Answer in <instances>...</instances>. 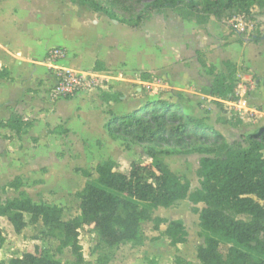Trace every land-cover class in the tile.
I'll list each match as a JSON object with an SVG mask.
<instances>
[{"label":"trees","instance_id":"1","mask_svg":"<svg viewBox=\"0 0 264 264\" xmlns=\"http://www.w3.org/2000/svg\"><path fill=\"white\" fill-rule=\"evenodd\" d=\"M102 13L110 20L130 28H137L153 11L171 10L182 18L193 17L198 24L210 17L218 22L225 20L231 31H236L235 16L251 18L254 7L263 8L264 0H71ZM258 43L264 34L252 35ZM206 73L212 75L210 94L216 98L234 100L237 82V65L227 60L226 72H216L213 65L198 58ZM96 61L94 68H98ZM150 74L140 71L138 78L150 79ZM0 77H9L6 68H0ZM68 98L70 96H63ZM102 101H119V95L100 91ZM103 125L108 136L120 140L123 149L130 145L144 148L149 163L131 161L125 173L117 169L112 159L95 166L97 178L76 169L87 178L75 196L79 212L64 220L63 207L57 204L35 202L19 190L12 198H0V217H4L15 233L28 225L41 221L48 234L58 240V249L69 248L74 255L71 264H88L79 243V229L92 227L97 237L94 246L98 253L97 264H107L111 250L122 243L142 245L146 240L142 224L152 221L154 229L165 224L163 235L175 247L187 240L182 219L165 220L152 217L158 207H172L187 199L198 214L199 236L202 244L196 247L199 264H264V123L245 136V147H234L225 141L203 118L183 112L178 104L165 99L148 101L124 114L107 111ZM32 120L11 114L0 126L14 130L18 138L31 126ZM198 153L196 175L199 187L190 191L187 179L172 172L159 155H184ZM6 186L18 190L21 178L16 176ZM202 203L198 209L195 205ZM27 216V218H26ZM243 216V217H242ZM5 235L0 227V248ZM227 245L223 254L219 246ZM0 264H6L0 260ZM7 264H62L39 246L11 257ZM147 264H154L153 261ZM166 264H194L177 256Z\"/></svg>","mask_w":264,"mask_h":264},{"label":"crops","instance_id":"2","mask_svg":"<svg viewBox=\"0 0 264 264\" xmlns=\"http://www.w3.org/2000/svg\"><path fill=\"white\" fill-rule=\"evenodd\" d=\"M135 30L86 6H78L71 0H0V68L4 67L9 72V77H0V122L7 120L11 114L32 120L31 126L20 138L14 130L0 126L1 199L12 198L19 190H24L35 202L59 205L46 197L53 194L75 195L81 190L87 178L76 169L87 171L89 178L95 179L97 163L109 158L117 165L121 163L118 158L122 155L113 150L120 140L111 139L103 127L106 112L124 114L155 100L146 96L133 97L132 90L142 93V85L150 81L140 80V71L152 76L150 68H161L163 65H136L121 56V51L142 52L147 49L128 38ZM149 42L148 48L154 54L153 43ZM52 48H61L64 57L48 62L46 54ZM96 61L97 69L94 68ZM57 69L87 73L96 79L98 86L68 98H53L49 92L57 80ZM131 81L140 85L132 86ZM100 91L111 96L117 94L120 100L102 101ZM93 102L101 108L103 106L105 113L100 122L104 143L101 137L94 138L91 150L84 132L88 121L87 110ZM123 103L125 109H115ZM106 144L110 147L104 146ZM123 153L127 154L124 158L129 157L130 150L126 149ZM134 160L128 159L127 167ZM16 176L22 181L18 190L6 186ZM7 194L8 197H2ZM158 208L153 210L152 217L165 219L155 215L159 212ZM176 217L173 215L167 220L178 219ZM165 226L162 224L158 230L151 231L148 237L154 238V243H169L162 234ZM147 243L146 239L136 251L143 250L146 255L155 256L156 264H161L159 253L146 250ZM180 245L171 247L176 250ZM186 260L194 263L192 259Z\"/></svg>","mask_w":264,"mask_h":264},{"label":"rangeland","instance_id":"3","mask_svg":"<svg viewBox=\"0 0 264 264\" xmlns=\"http://www.w3.org/2000/svg\"><path fill=\"white\" fill-rule=\"evenodd\" d=\"M234 22L240 34L231 31L225 20L218 22L210 17L206 22L198 24L193 17L182 18L168 9L153 11L128 37L141 48L147 49L142 52L121 51L124 59L136 65L163 64L161 68H150L153 72L150 81L142 85V93H135L132 90L133 97L162 98L178 104L183 112H191L192 115L203 118L206 125L217 131L232 146L245 147V136L264 123V40L258 43L250 40L252 35L264 34V7L261 9L254 7L251 18L235 16L228 23ZM150 40L153 43L154 54L148 48ZM47 55L48 53L46 58ZM198 58L208 65H213L216 72H226L224 62L227 60L237 65L233 101L216 98L210 94L212 75L206 73V68L201 66ZM130 84L140 85L133 81ZM96 85L98 86L97 82ZM125 106L123 103L115 109L123 110ZM87 115L84 137L93 150L94 138L101 137L104 143L100 123L102 116H105L103 106L101 108L97 102H93L87 110ZM113 150L117 155H122L120 159L117 157L121 162L117 169L119 170V166L125 173L129 170L127 169L129 163L128 167L126 164L128 159H135L143 164L149 163L142 146L131 145L129 157L126 158L124 157L127 154L123 153L126 149L121 146V141ZM104 151L102 153H105ZM261 153L264 157V149ZM159 156L172 172L189 181L190 191L199 187L196 170L202 155L193 153ZM2 197H8V194ZM46 198L63 207L61 217L64 220L74 217L79 212L78 198L75 195L53 194ZM39 200L43 201L42 198ZM202 205L198 203L195 206L200 209ZM193 207L190 201L184 199L172 207H159L157 209L159 212L155 214L166 217L165 220L173 215L183 220L187 240L176 250L169 246V243H154V238L148 237L151 231L158 230L154 229L152 221L142 224L144 235L149 241L146 250L159 253L161 264H166L167 261L174 262L177 256L192 259L194 264H199L196 259V247L202 244L203 239L199 236L198 214L192 212ZM0 227L5 235V241L0 248V260L6 264L11 257L25 251L32 252L35 246H39L62 264H71L74 261V255L69 248L58 249V240L48 234L41 221L28 225L17 234L9 222L0 217ZM78 232L84 259L88 264H97L98 253L94 250L97 237L92 227L83 225ZM136 249L138 246L129 242L118 245L111 250L112 255L107 264H147L151 261L156 264L155 256L146 255L143 250ZM219 249L225 254L227 245H220Z\"/></svg>","mask_w":264,"mask_h":264},{"label":"built area","instance_id":"4","mask_svg":"<svg viewBox=\"0 0 264 264\" xmlns=\"http://www.w3.org/2000/svg\"><path fill=\"white\" fill-rule=\"evenodd\" d=\"M65 55L61 48H52L48 51L47 61L54 62ZM56 82L50 88V96L53 98L63 96H73L80 91L96 87V79L84 72H75L69 70H56ZM98 84V83H97Z\"/></svg>","mask_w":264,"mask_h":264}]
</instances>
